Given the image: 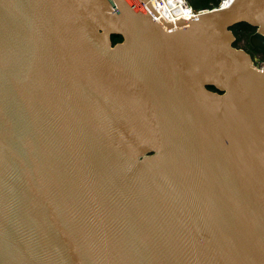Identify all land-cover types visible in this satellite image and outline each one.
Masks as SVG:
<instances>
[{
    "label": "water",
    "instance_id": "95a60500",
    "mask_svg": "<svg viewBox=\"0 0 264 264\" xmlns=\"http://www.w3.org/2000/svg\"><path fill=\"white\" fill-rule=\"evenodd\" d=\"M238 24L263 52L264 0L170 24L0 0V264H264V70Z\"/></svg>",
    "mask_w": 264,
    "mask_h": 264
},
{
    "label": "built area",
    "instance_id": "2783aa9c",
    "mask_svg": "<svg viewBox=\"0 0 264 264\" xmlns=\"http://www.w3.org/2000/svg\"><path fill=\"white\" fill-rule=\"evenodd\" d=\"M230 0H223L217 8L223 7L224 4ZM150 6L158 16L163 24H170L179 21L180 19L188 21L191 18L202 14L208 10L194 11L188 3V0H149ZM215 9V8H214ZM244 41L239 42V48L243 49ZM252 60V66L257 71L264 70V58H261L257 54L250 55Z\"/></svg>",
    "mask_w": 264,
    "mask_h": 264
},
{
    "label": "trees",
    "instance_id": "16d2710c",
    "mask_svg": "<svg viewBox=\"0 0 264 264\" xmlns=\"http://www.w3.org/2000/svg\"><path fill=\"white\" fill-rule=\"evenodd\" d=\"M223 0H188L189 6L194 11H202V10H211L217 8L219 4ZM232 31L233 36L235 37V42L233 47L239 48V42L241 40L244 41L243 49L249 55L257 54L261 58H264V51L253 50L248 43L249 37L255 32V29L246 25V24H238L230 29ZM112 44L121 42L120 36H112L111 37ZM209 90H213L209 88Z\"/></svg>",
    "mask_w": 264,
    "mask_h": 264
},
{
    "label": "bare ground",
    "instance_id": "6f19581e",
    "mask_svg": "<svg viewBox=\"0 0 264 264\" xmlns=\"http://www.w3.org/2000/svg\"><path fill=\"white\" fill-rule=\"evenodd\" d=\"M228 4H229V2H228V3H226V4H224V5H223V7H226Z\"/></svg>",
    "mask_w": 264,
    "mask_h": 264
}]
</instances>
